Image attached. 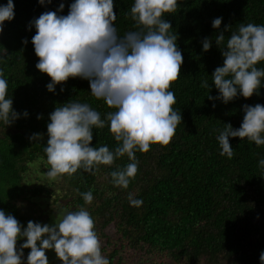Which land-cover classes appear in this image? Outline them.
Returning <instances> with one entry per match:
<instances>
[{
  "label": "trees",
  "instance_id": "16d2710c",
  "mask_svg": "<svg viewBox=\"0 0 264 264\" xmlns=\"http://www.w3.org/2000/svg\"><path fill=\"white\" fill-rule=\"evenodd\" d=\"M72 2L52 0L41 5L39 0H14L15 17L5 21L0 33V55L5 57L0 69L8 81L13 109L20 114L9 126L0 122V209L26 227L29 221L49 224L51 212L61 214L64 209L83 207L94 219L103 241L102 254L110 264H122V258L124 264L141 260L144 264H260L264 251V169L259 160L264 159V145L230 137L233 155L228 158L220 155L216 137L225 124L240 127L245 104L264 105V80L260 95L238 96L228 104L217 100L215 108L208 95H218L211 76L223 64L215 37L221 31L226 39L230 37L231 32L224 31L228 25L233 31L241 23L264 25V0H179L176 12L165 14L184 57L181 74L170 88L176 99L173 108L183 120L167 146L152 145L149 152L136 153L138 172L128 189L115 187L111 178L112 171L130 162L127 156L111 166L100 165L98 171L94 169L95 175L80 169L70 177L58 178L66 186L63 189L37 184L30 187L24 184L30 166L45 163L48 168L44 147L49 116L56 107L72 100L88 103L101 119L114 111L91 95L89 81L78 77L49 92L46 85L51 78L36 68L39 58L31 43L36 29L30 28V22L46 11H57L61 3L65 9L60 14L67 15ZM133 3L114 0L115 26L121 35L133 28L128 15ZM6 4L7 0H0V5ZM218 17L223 22L220 29H214L212 21ZM205 38L212 40L208 52L202 48ZM257 67L264 68V63ZM205 80L209 88L202 87ZM25 111L27 117L23 116ZM36 133L42 138L30 140ZM103 145L110 150L117 147L107 122L104 128L93 129L92 146ZM88 191L94 197L91 204H85L81 196ZM129 193L143 204L131 206ZM26 201L27 208L22 206ZM41 202L48 203L46 215L35 209L44 206ZM110 226L113 236L106 231ZM23 242L18 241V248ZM29 252L24 250L25 264Z\"/></svg>",
  "mask_w": 264,
  "mask_h": 264
},
{
  "label": "clouds",
  "instance_id": "9594fccd",
  "mask_svg": "<svg viewBox=\"0 0 264 264\" xmlns=\"http://www.w3.org/2000/svg\"><path fill=\"white\" fill-rule=\"evenodd\" d=\"M51 2L39 0L41 5ZM178 3L179 0H134L128 13L133 28L123 35L115 26L114 0H73L67 15L60 14L65 9L61 3L57 11H46L30 22V28L36 29L31 40L39 58L36 68L51 78L47 90L54 93L57 85L78 77L89 81L90 93L96 100L114 109L101 119L90 104L72 100L50 113L44 147L49 182L64 175L70 177L80 169L95 175L94 169L98 171L100 165L111 166L127 156L130 162L112 171L111 178L115 187L128 189L138 172L136 153H147L152 145L170 143L183 120L173 108L176 99L170 88L181 74L184 57L177 46V35L164 17L175 13ZM14 17V0L0 5V33L5 21ZM222 22V17L215 18L212 27L220 29ZM224 31L231 32L230 37L226 39L223 31L215 37L223 64L211 76L218 90L217 96L208 95L213 108L217 100L228 104L238 96L260 95L264 80V68L257 67L264 63V25L241 23L235 31L230 25ZM23 43L26 45L28 40ZM202 48L208 52L212 40L205 38ZM4 59L0 55V63ZM202 87H210L207 80ZM243 111L239 128L225 124L216 137L221 156L233 155L230 137L264 145V105L245 104ZM28 115L27 111L23 113L24 117ZM19 118L0 69V122L9 126ZM106 122L117 142L114 150L107 145L92 146L93 129L104 128ZM41 138L42 134L36 133L30 140ZM259 166L264 169V159L259 160ZM81 196L85 204L94 199L92 191ZM128 201L133 207L143 204L132 193ZM21 240L24 242L18 248ZM25 249H30L26 264H49L48 250H54L63 264H110L102 254L94 219L83 207L58 214L54 225L29 221L26 227L0 209V264H25ZM259 259L264 264V251Z\"/></svg>",
  "mask_w": 264,
  "mask_h": 264
},
{
  "label": "rangeland",
  "instance_id": "374dc122",
  "mask_svg": "<svg viewBox=\"0 0 264 264\" xmlns=\"http://www.w3.org/2000/svg\"><path fill=\"white\" fill-rule=\"evenodd\" d=\"M37 169L40 170V171H44V173L42 174L41 172H38ZM48 170L49 169H47L45 167V163H44V166H42V163L37 164L36 168L34 167V165H31L30 169L28 171L29 173H28V175H26L24 184L26 186L28 185L30 187H32L33 185L37 184V185H44V186L50 187L51 189H56V187H58V186H61L62 189L65 188L66 186L62 182L61 179L56 180V181H52V182L48 181V179L46 178V175H45V173ZM26 203H23V205H22L25 208L28 207L29 202L26 201ZM41 204L44 205V206L40 210H39V207H35V209L37 210V212L39 211V213H38L39 215H46L47 212L49 213V211H50V209H48V208L46 210V204H48V203L47 202H41L40 205ZM63 211H64L63 213L67 212L66 209H64ZM57 215H58L57 213L51 212V215L49 216V225H54L55 224ZM45 218L46 217H44V219ZM106 231H107V234L109 236H113V233H114L113 226H110ZM100 242H101V247H102L103 246V241L100 240ZM46 255L48 257L49 264H63V262L58 259V257H57V255H56L54 250H48L46 252ZM120 256L121 255H119V257ZM141 261H143V260H141ZM141 261L134 262V264H144V263H140ZM125 262L126 261H124V259L122 258V264H124Z\"/></svg>",
  "mask_w": 264,
  "mask_h": 264
}]
</instances>
